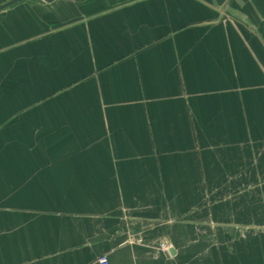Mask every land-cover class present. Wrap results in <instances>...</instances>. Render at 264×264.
<instances>
[{"label": "crops", "instance_id": "crops-1", "mask_svg": "<svg viewBox=\"0 0 264 264\" xmlns=\"http://www.w3.org/2000/svg\"><path fill=\"white\" fill-rule=\"evenodd\" d=\"M45 2L0 12V264H264V0Z\"/></svg>", "mask_w": 264, "mask_h": 264}, {"label": "rangeland", "instance_id": "rangeland-1", "mask_svg": "<svg viewBox=\"0 0 264 264\" xmlns=\"http://www.w3.org/2000/svg\"><path fill=\"white\" fill-rule=\"evenodd\" d=\"M8 1H10V0H0V4L1 3H6V2H8ZM47 4V2H45V0H24V1H22V2H19V3H17V4H15V5H13V6H11L10 8H8V9H15L16 7H20V6H23V5H28V6H33V7H35V6H39V5H42V7H43V5L45 6ZM7 9V10H8ZM44 9V8H43ZM7 10H5V11H7ZM167 241V240H166ZM166 241H162L161 242V244L162 243H167Z\"/></svg>", "mask_w": 264, "mask_h": 264}, {"label": "water", "instance_id": "water-1", "mask_svg": "<svg viewBox=\"0 0 264 264\" xmlns=\"http://www.w3.org/2000/svg\"><path fill=\"white\" fill-rule=\"evenodd\" d=\"M22 1H24V0H10V1L0 5V12L11 7V6H13V5H15V4H17V3H19V2H22ZM45 1L52 2L55 0H45ZM172 253H173V251H172Z\"/></svg>", "mask_w": 264, "mask_h": 264}, {"label": "built area", "instance_id": "built-area-1", "mask_svg": "<svg viewBox=\"0 0 264 264\" xmlns=\"http://www.w3.org/2000/svg\"><path fill=\"white\" fill-rule=\"evenodd\" d=\"M161 249H163L164 251H168L169 250V246L167 245V243H162L160 245ZM99 263L100 264H108L109 263V260H108V257L107 256H102L100 259H99Z\"/></svg>", "mask_w": 264, "mask_h": 264}]
</instances>
